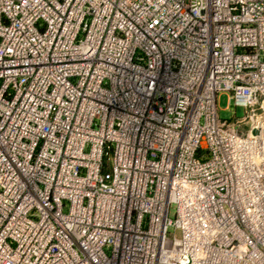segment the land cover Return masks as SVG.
<instances>
[{"label": "built area", "instance_id": "1", "mask_svg": "<svg viewBox=\"0 0 264 264\" xmlns=\"http://www.w3.org/2000/svg\"><path fill=\"white\" fill-rule=\"evenodd\" d=\"M0 264H264V0H0Z\"/></svg>", "mask_w": 264, "mask_h": 264}, {"label": "rangeland", "instance_id": "2", "mask_svg": "<svg viewBox=\"0 0 264 264\" xmlns=\"http://www.w3.org/2000/svg\"><path fill=\"white\" fill-rule=\"evenodd\" d=\"M216 110L217 118L221 121L229 122L232 118L240 119L243 116V109L233 108L228 102L226 94H220L216 97Z\"/></svg>", "mask_w": 264, "mask_h": 264}]
</instances>
